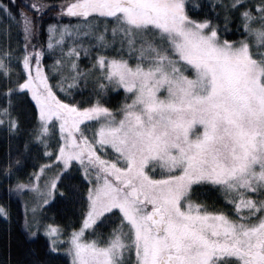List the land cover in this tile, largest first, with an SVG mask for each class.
<instances>
[{
  "label": "snow or ice",
  "instance_id": "obj_1",
  "mask_svg": "<svg viewBox=\"0 0 264 264\" xmlns=\"http://www.w3.org/2000/svg\"><path fill=\"white\" fill-rule=\"evenodd\" d=\"M0 140V264H264V0H0Z\"/></svg>",
  "mask_w": 264,
  "mask_h": 264
},
{
  "label": "trees",
  "instance_id": "obj_2",
  "mask_svg": "<svg viewBox=\"0 0 264 264\" xmlns=\"http://www.w3.org/2000/svg\"><path fill=\"white\" fill-rule=\"evenodd\" d=\"M7 149V143L3 140H0V156H3L5 151ZM5 196H6V193H5V189L3 186H0V202H3V200L5 199ZM13 207L14 209H16L17 211H19V209H17V205L15 203V200H13ZM7 226L2 222L0 221V255H2L4 253V244H5V241L7 239ZM12 235H13V252L15 253L16 252V240L17 238L20 237V228H19V224L18 222L16 221L15 217H14V220H13V232H12Z\"/></svg>",
  "mask_w": 264,
  "mask_h": 264
}]
</instances>
